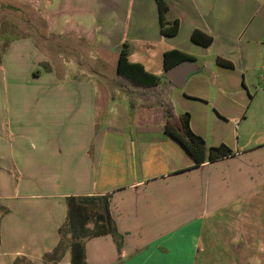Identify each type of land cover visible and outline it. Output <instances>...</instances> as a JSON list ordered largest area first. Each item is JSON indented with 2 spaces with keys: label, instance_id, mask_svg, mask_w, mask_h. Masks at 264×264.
I'll list each match as a JSON object with an SVG mask.
<instances>
[{
  "label": "crops",
  "instance_id": "crops-1",
  "mask_svg": "<svg viewBox=\"0 0 264 264\" xmlns=\"http://www.w3.org/2000/svg\"><path fill=\"white\" fill-rule=\"evenodd\" d=\"M3 1L30 7L45 47L13 40L0 66V264H44L67 198L91 196L109 197L123 243L87 240L86 264H264L263 211L246 209L258 206L249 195L264 203V143L248 145L264 138V104L251 98L264 71V0H165L180 24L173 37L156 0ZM195 31L212 44H194ZM124 44L130 63L157 77L166 52L194 58L169 96L196 135L234 156L195 166L164 132L161 107L130 109L114 86ZM57 264H72L69 249Z\"/></svg>",
  "mask_w": 264,
  "mask_h": 264
},
{
  "label": "trees",
  "instance_id": "trees-1",
  "mask_svg": "<svg viewBox=\"0 0 264 264\" xmlns=\"http://www.w3.org/2000/svg\"><path fill=\"white\" fill-rule=\"evenodd\" d=\"M159 8L161 32L166 37L176 36L180 29L178 20L169 22L167 16L170 8L165 0H156ZM194 44L209 47L213 38L200 31L192 34ZM10 43L3 45L0 50V66L2 57L9 48ZM129 46L124 44L119 54L117 66V79L114 86L122 89L130 97V109H135L142 102L145 106H159L165 116L164 132L178 142L192 158L195 166L213 163L234 156V152L225 144L210 147L205 140L196 135L190 128V115H178L170 98L172 83L165 77H157L145 71L140 64L129 61ZM194 61V58L180 51H169L163 56L164 72L185 62ZM218 64L232 68V64L218 59ZM109 197H69L67 198L68 215L66 223L60 227L58 233L60 242L54 251L43 256L44 264H57L68 251H71L72 264H86L85 243L87 240L110 235L118 249L122 247L123 237L118 233L116 225L109 212ZM99 203L103 205V215L90 217L89 208ZM8 210L0 207V218ZM92 224V226H91ZM90 226V227H89ZM70 235V238L68 236ZM23 264H30L23 260Z\"/></svg>",
  "mask_w": 264,
  "mask_h": 264
},
{
  "label": "rangeland",
  "instance_id": "rangeland-1",
  "mask_svg": "<svg viewBox=\"0 0 264 264\" xmlns=\"http://www.w3.org/2000/svg\"><path fill=\"white\" fill-rule=\"evenodd\" d=\"M42 22L38 21L36 17L34 16V13L31 12L30 7H25L21 5H17L14 3H10L7 1L0 2V50L3 48V45H7L13 40L20 39L23 37H28L34 39L39 45L45 47V40H43L42 35L45 34V30L43 29V26L41 25ZM52 47V46H51ZM45 49V48H44ZM59 53L57 52L54 54V59L56 60L55 63L57 66H60L62 64L61 58L58 59ZM85 63L89 66V58H84ZM91 64V63H90ZM253 81L255 85L253 86V90L251 91V98L254 99L255 104H264V93L259 92L257 93V90L261 89L264 90V71L260 72L258 75L252 76ZM254 128V127H253ZM215 140H225L229 141L231 138H213ZM236 139V138H235ZM250 141L248 142V145H259L261 143H264V138H249ZM227 143H233V142H227ZM225 144V143H224ZM227 145V144H225ZM229 146V145H228ZM251 146V147H254ZM230 147V146H229ZM232 148V147H231ZM244 150H239L235 148V152H242ZM262 165H264V157L261 160ZM260 190L256 192V194H259ZM254 195V193H252ZM264 197V194H263ZM260 197L254 198L253 196L250 197L247 196V200L252 202V204H256L259 206ZM258 206H248V208L251 211L256 213H260L263 211L264 215V203L263 206L258 209ZM88 215L92 218L98 217L100 215H103V205L99 203L95 207L89 208ZM258 213V214H259ZM257 214V215H258ZM263 228H264V219H263ZM92 226V224H91Z\"/></svg>",
  "mask_w": 264,
  "mask_h": 264
},
{
  "label": "water",
  "instance_id": "water-1",
  "mask_svg": "<svg viewBox=\"0 0 264 264\" xmlns=\"http://www.w3.org/2000/svg\"><path fill=\"white\" fill-rule=\"evenodd\" d=\"M192 71V62L185 61L165 72L164 76L167 80L172 82L174 86L181 88Z\"/></svg>",
  "mask_w": 264,
  "mask_h": 264
}]
</instances>
